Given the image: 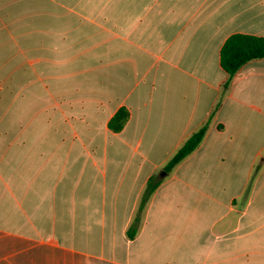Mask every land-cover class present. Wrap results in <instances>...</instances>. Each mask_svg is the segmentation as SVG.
Returning <instances> with one entry per match:
<instances>
[{
	"label": "crops",
	"instance_id": "crops-1",
	"mask_svg": "<svg viewBox=\"0 0 264 264\" xmlns=\"http://www.w3.org/2000/svg\"><path fill=\"white\" fill-rule=\"evenodd\" d=\"M236 34L264 0H0V264H264V58L225 89Z\"/></svg>",
	"mask_w": 264,
	"mask_h": 264
},
{
	"label": "trees",
	"instance_id": "trees-1",
	"mask_svg": "<svg viewBox=\"0 0 264 264\" xmlns=\"http://www.w3.org/2000/svg\"><path fill=\"white\" fill-rule=\"evenodd\" d=\"M264 58V39L254 36L236 34L230 37L221 51V66L228 74V80L226 81L224 88L227 89L239 70L248 62L257 59ZM129 118V112L126 108H121L118 113L112 118L109 123L111 130L120 132L123 130L127 120ZM209 128V122H207L201 129L190 136L184 144L175 153L172 159L165 167L166 172H171L179 163L185 160L191 155L202 143ZM254 178V177H253ZM161 181L156 178H151L145 192L142 195L139 205L138 213L131 225L128 236L130 239H134L138 227L142 220V213L149 202L153 193L159 187ZM251 185L247 188L246 195L250 191Z\"/></svg>",
	"mask_w": 264,
	"mask_h": 264
}]
</instances>
